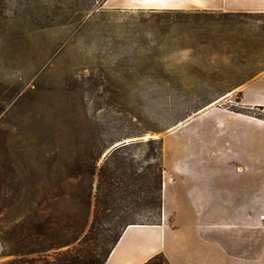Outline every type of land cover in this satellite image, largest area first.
<instances>
[{
	"label": "rangeland",
	"instance_id": "obj_1",
	"mask_svg": "<svg viewBox=\"0 0 264 264\" xmlns=\"http://www.w3.org/2000/svg\"><path fill=\"white\" fill-rule=\"evenodd\" d=\"M130 1L0 0V126L18 136L39 109L71 132L68 117L86 111L106 135H129L114 144L160 140L163 168L171 172L184 154L180 138L190 133L191 157L213 165V145L201 148L212 140L213 120L180 130L207 106L264 118L263 106L240 103L245 86L264 74V12ZM0 226H11L4 213ZM2 251L0 240V264L11 258Z\"/></svg>",
	"mask_w": 264,
	"mask_h": 264
},
{
	"label": "trees",
	"instance_id": "obj_2",
	"mask_svg": "<svg viewBox=\"0 0 264 264\" xmlns=\"http://www.w3.org/2000/svg\"><path fill=\"white\" fill-rule=\"evenodd\" d=\"M38 114L18 136L0 126V214L11 222L0 226L2 253L11 256L2 264H105L128 226L161 221L162 142L133 141L103 157L129 135H106L86 111L68 117L71 132ZM144 264L170 262L159 253Z\"/></svg>",
	"mask_w": 264,
	"mask_h": 264
},
{
	"label": "crops",
	"instance_id": "obj_3",
	"mask_svg": "<svg viewBox=\"0 0 264 264\" xmlns=\"http://www.w3.org/2000/svg\"><path fill=\"white\" fill-rule=\"evenodd\" d=\"M140 3L168 9L264 12V0ZM253 81L243 89L240 103L264 107V74ZM208 108L188 118L180 131L195 121L213 120L212 140H200L202 149L210 151L213 145V165L191 157L195 133L182 136L180 166L174 172L165 167L163 172L161 221L128 226L105 264H144L159 253L170 264H264V118L251 112ZM228 164L230 169L223 170Z\"/></svg>",
	"mask_w": 264,
	"mask_h": 264
},
{
	"label": "water",
	"instance_id": "obj_4",
	"mask_svg": "<svg viewBox=\"0 0 264 264\" xmlns=\"http://www.w3.org/2000/svg\"><path fill=\"white\" fill-rule=\"evenodd\" d=\"M208 107V106H207ZM207 107H205L204 109H206ZM203 109V110H204ZM135 140H138V139H136V138H134V139H125V140H122V141H120V142H118V143H116V144H114L112 147H110L109 149H107V151L104 153V155H103V157H105V156H107L115 147H118V146H121V145H124V144H127V143H129V142H131V141H135Z\"/></svg>",
	"mask_w": 264,
	"mask_h": 264
}]
</instances>
